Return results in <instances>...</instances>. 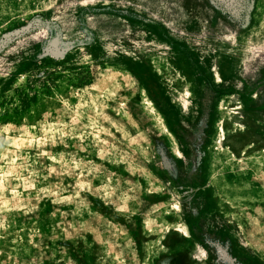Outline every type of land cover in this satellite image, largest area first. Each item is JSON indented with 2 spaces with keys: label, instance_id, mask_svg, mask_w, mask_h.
Here are the masks:
<instances>
[{
  "label": "rangeland",
  "instance_id": "rangeland-1",
  "mask_svg": "<svg viewBox=\"0 0 264 264\" xmlns=\"http://www.w3.org/2000/svg\"><path fill=\"white\" fill-rule=\"evenodd\" d=\"M218 1L0 0V264H264V0Z\"/></svg>",
  "mask_w": 264,
  "mask_h": 264
},
{
  "label": "bare ground",
  "instance_id": "bare-ground-1",
  "mask_svg": "<svg viewBox=\"0 0 264 264\" xmlns=\"http://www.w3.org/2000/svg\"><path fill=\"white\" fill-rule=\"evenodd\" d=\"M218 77V74L215 75ZM190 98V95L188 92H185V93H181L180 96L178 97V99L176 100V103H182V102H186L189 100ZM185 105V104H184Z\"/></svg>",
  "mask_w": 264,
  "mask_h": 264
},
{
  "label": "water",
  "instance_id": "water-1",
  "mask_svg": "<svg viewBox=\"0 0 264 264\" xmlns=\"http://www.w3.org/2000/svg\"><path fill=\"white\" fill-rule=\"evenodd\" d=\"M56 43H57V41H54L53 42V49H52V53L54 54V55H56V56H62V53L61 52H59V50L56 48Z\"/></svg>",
  "mask_w": 264,
  "mask_h": 264
},
{
  "label": "flooded vegetation",
  "instance_id": "flooded-vegetation-1",
  "mask_svg": "<svg viewBox=\"0 0 264 264\" xmlns=\"http://www.w3.org/2000/svg\"><path fill=\"white\" fill-rule=\"evenodd\" d=\"M218 8L223 9L229 13H231L230 9H227L224 5H222L218 0H212Z\"/></svg>",
  "mask_w": 264,
  "mask_h": 264
}]
</instances>
